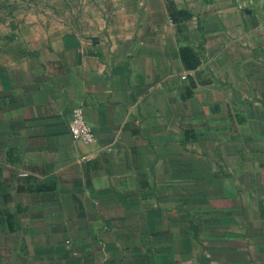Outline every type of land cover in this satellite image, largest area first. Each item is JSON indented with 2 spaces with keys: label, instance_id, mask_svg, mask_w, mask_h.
Listing matches in <instances>:
<instances>
[{
  "label": "crops",
  "instance_id": "1",
  "mask_svg": "<svg viewBox=\"0 0 264 264\" xmlns=\"http://www.w3.org/2000/svg\"><path fill=\"white\" fill-rule=\"evenodd\" d=\"M0 264H264V0L0 21Z\"/></svg>",
  "mask_w": 264,
  "mask_h": 264
},
{
  "label": "rangeland",
  "instance_id": "2",
  "mask_svg": "<svg viewBox=\"0 0 264 264\" xmlns=\"http://www.w3.org/2000/svg\"><path fill=\"white\" fill-rule=\"evenodd\" d=\"M121 0H0V21L20 19L49 26L81 29L97 16H106Z\"/></svg>",
  "mask_w": 264,
  "mask_h": 264
},
{
  "label": "built area",
  "instance_id": "3",
  "mask_svg": "<svg viewBox=\"0 0 264 264\" xmlns=\"http://www.w3.org/2000/svg\"><path fill=\"white\" fill-rule=\"evenodd\" d=\"M69 133L76 141L88 145H95L99 142L98 137L88 125L81 109H76L74 111L73 119L69 124Z\"/></svg>",
  "mask_w": 264,
  "mask_h": 264
}]
</instances>
